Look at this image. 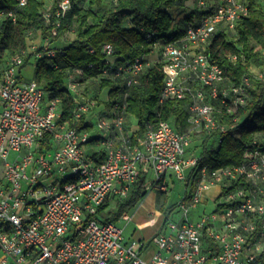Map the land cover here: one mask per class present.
<instances>
[{"label": "built area", "instance_id": "1", "mask_svg": "<svg viewBox=\"0 0 264 264\" xmlns=\"http://www.w3.org/2000/svg\"><path fill=\"white\" fill-rule=\"evenodd\" d=\"M72 1L43 0L45 22L59 26ZM190 1L195 15L182 33L173 31L155 44L163 72L158 101L187 99L184 130L159 119L133 137L125 105L107 98L106 110L98 111V99L77 86L73 71L81 75L78 68L66 79L77 98L73 119L84 116L91 127L72 126L62 118L61 99L23 76L26 54L56 55L40 31L35 38L29 32L27 47L0 64V264H264V132L259 136L263 148L246 151L240 164L203 166L190 197L179 202L180 219L162 221L149 239H126L117 222L93 217L107 196L125 197L141 173L145 180L152 174L146 189L167 191L171 176L185 181L201 158L191 148L192 132L233 127L236 117L229 124L217 114H232L246 101L249 77L230 83L207 46L219 30H235L249 13L247 0ZM6 18L15 21V10L1 9L0 25ZM34 39L42 42L38 48ZM102 51L103 73L113 70L127 86L153 63L140 56L117 64L110 43ZM13 151L18 153L9 159ZM234 181L240 183L224 190ZM212 186L218 187L214 209L193 218ZM147 223L156 224V218Z\"/></svg>", "mask_w": 264, "mask_h": 264}, {"label": "trees", "instance_id": "2", "mask_svg": "<svg viewBox=\"0 0 264 264\" xmlns=\"http://www.w3.org/2000/svg\"><path fill=\"white\" fill-rule=\"evenodd\" d=\"M185 1L73 0L59 26H56L54 23L47 24L42 17L43 0H27L21 5H17L16 0H0V10L14 9L16 17L15 21L6 18L0 25V64L9 55L27 47L29 32L34 37L40 31L52 43L72 30L74 39L63 48L56 47L55 56L44 54L34 58L31 52L24 56L22 65L23 69L34 61L33 79L48 96L61 99L63 119L78 129L91 127V123L84 122V116L79 121L73 119L77 98L68 90L66 79L69 72L78 68L81 70L79 80L98 77L100 89L108 88L109 101L125 105L127 121L130 117L135 119L133 137L139 135L146 124H154L159 119L168 120L177 130H184L189 116L187 99L158 101L163 85L162 62H153L137 75L136 82L127 86L113 70L103 73L106 65L102 48L106 43L112 45L117 64H130L137 57L148 56L157 42L169 39L173 31L174 35H180L185 24L193 19L195 11L184 17L175 16L176 9L183 8ZM247 2L249 13L238 21L235 30H219L207 46L211 60L223 67L230 83L238 84L243 76L249 77L250 84L245 87L246 101L232 114H217L218 120L229 124L236 117L233 127L205 133L194 146V149L199 148L197 152L201 158L184 181L185 199L190 197L203 166L216 169L238 165L244 160L246 151L263 148L259 136L264 132V7L259 0ZM148 32H153L150 38L146 36ZM90 48L93 50L90 51ZM230 55L236 58L230 59ZM252 67L261 68L262 74H254ZM83 93L99 100L96 95ZM209 100L219 104L216 99ZM215 137L218 142L216 146H211ZM239 183L234 181L224 190L232 189ZM145 187V174L141 173L125 197L107 196L93 217L102 222H116L142 199L147 191ZM111 200H114L113 207L106 210ZM173 207H168V211ZM167 219H163V224ZM261 257H264V249Z\"/></svg>", "mask_w": 264, "mask_h": 264}, {"label": "rangeland", "instance_id": "3", "mask_svg": "<svg viewBox=\"0 0 264 264\" xmlns=\"http://www.w3.org/2000/svg\"><path fill=\"white\" fill-rule=\"evenodd\" d=\"M264 7V0H259ZM186 11V9H176L175 15H180ZM75 35L72 30L64 33L57 40L52 43L46 44L47 47L50 48H63L66 46L72 39H74ZM35 38V37H33ZM34 44L38 48L42 42L39 39H34ZM33 44V45H34ZM32 51V49H30ZM151 62H155L160 58V46L156 45L153 50L148 54ZM33 71H34V61L29 62L22 69V73L25 79H33ZM252 72L256 75H261L262 71L259 67H252ZM73 74L76 75V80H78V88L83 90L84 92H88L91 95H96L99 97V109L106 110L107 98L109 100L108 88L100 89V85L98 82V77L95 79H84L79 80V75H77L74 71ZM98 112L97 110H95ZM104 112V111H103ZM131 121H128V130L132 131V129H136L133 127L135 125V119L130 117ZM128 118V120H130ZM134 120V122H133ZM204 132L200 130H194L191 134V148L194 149V146L199 143L203 136ZM216 142H218L217 137L212 140L211 146H216ZM197 147V146H196ZM198 148V147H197ZM195 149V151L197 150ZM199 149V148H198ZM91 150V148H90ZM197 152V151H196ZM18 152H11L9 154V159L14 157ZM152 177V174H148L145 182L149 184L148 179ZM168 190L161 191L154 188H148L142 199L136 204L135 207L130 209L125 215L120 217L116 222L122 227L123 235L126 239H149L151 235L156 231V229H160V225L162 226V221L165 217L168 220L178 221L181 216V211L179 209V202L184 198L185 193V183L182 180L177 179L174 176L168 177ZM216 200V199H215ZM114 200H111L109 206L106 210H109L113 207ZM174 206L172 210L169 212L168 207ZM213 200L209 199L206 202H203L198 205L191 216L194 218L196 215L201 213H207L214 209ZM105 213V212H104ZM103 213V215H104ZM155 217L157 223L156 224H148L147 221L151 218Z\"/></svg>", "mask_w": 264, "mask_h": 264}, {"label": "crops", "instance_id": "4", "mask_svg": "<svg viewBox=\"0 0 264 264\" xmlns=\"http://www.w3.org/2000/svg\"><path fill=\"white\" fill-rule=\"evenodd\" d=\"M193 3H191V1H186L184 2L183 4V8L181 9H186V11H184L183 13H181L180 15H175L176 17H184L185 15H187L189 12L193 11L192 7H193ZM175 12V11H174ZM149 57V56H148ZM130 119V118H129ZM128 121H131L132 122V119L128 120ZM128 121H127V126H128ZM134 122V120H133ZM135 123V122H134ZM133 127H136V123L135 125H133ZM218 191V187L217 186H212L210 188V190L204 195V198H203V202H206L207 200L211 199L213 200L216 193ZM201 204V203H200Z\"/></svg>", "mask_w": 264, "mask_h": 264}]
</instances>
